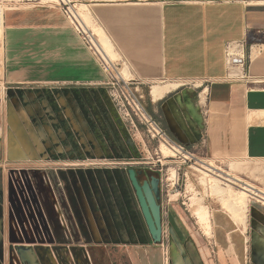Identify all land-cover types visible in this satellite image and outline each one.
Listing matches in <instances>:
<instances>
[{"label":"crops","instance_id":"1","mask_svg":"<svg viewBox=\"0 0 264 264\" xmlns=\"http://www.w3.org/2000/svg\"><path fill=\"white\" fill-rule=\"evenodd\" d=\"M75 1L87 4L96 16L139 88L158 80H181L183 84L156 102L149 93L153 103L164 101L174 134L195 143L200 151L205 143L210 158L243 159L245 171L264 173V81L224 79L225 45L232 40L246 42L248 72L264 79V0ZM13 9L5 6L4 10L3 63L8 84L19 89L88 87L108 92L103 85L107 73L62 11ZM192 82L207 91L191 99L187 91L202 88ZM14 102L22 108L18 98ZM230 164L236 168V163ZM261 236L257 240L253 234L251 264L255 255L263 258L257 264H264V231ZM155 245L140 246L147 248L145 264H163L162 249L154 252ZM193 246L191 264H214ZM152 252L157 260H151ZM182 255L178 264H187Z\"/></svg>","mask_w":264,"mask_h":264},{"label":"flooded vegetation","instance_id":"2","mask_svg":"<svg viewBox=\"0 0 264 264\" xmlns=\"http://www.w3.org/2000/svg\"><path fill=\"white\" fill-rule=\"evenodd\" d=\"M61 89L63 90H56L55 92L48 88L19 89L11 86L6 89L5 107L7 113L9 114L10 105L14 104L18 111L15 110L16 113H19L21 126L26 129L25 123L30 128L31 136L28 133L27 135L33 147L21 157H26L25 155L32 153V155L44 154L56 158L58 156H70L73 159L78 158L80 161H85L86 155L88 157L93 156L96 158L99 156L100 158L112 159V164L94 167L90 171L91 176L89 178H91L92 193L87 194L83 188V176L79 175L77 177L86 211V217L82 214L79 217L80 232L83 236L94 237L96 240L109 239L124 243L136 241L144 244L143 242L150 238L153 242L137 190L133 185L130 170H134L135 177L141 186L148 182L152 187V179L157 178L159 180L160 198H157L154 190L153 194L160 206L163 232L161 243L164 242L166 236L170 235L168 233L169 229L166 230V227L173 224L174 228L169 250L164 251L162 249V254L164 252L163 264H175V262L178 264L180 254H183L181 256L184 259L183 262L191 264L195 250L193 244L189 241L190 232L185 239V233L181 229L176 230L174 225V222L182 225L183 221L180 216L174 213L173 198L171 196H174L176 190L182 189V186L180 182L176 184L174 180L168 179L170 168L165 171L164 166L165 163H173V167H176L180 174L181 171L185 172L187 168L194 170L195 165H201L199 162L210 158L206 152V144L203 143V150L200 151L195 147V143L182 140L174 134L168 127L163 109L164 101H162L157 104L156 111L160 119L158 123L169 140L167 143L173 147L176 145L182 146V153L189 155L183 158L182 153H179L176 157H169L170 160L165 162L163 159L167 157L160 154L159 147L157 154L159 155L158 161L161 163V167L149 166L148 163L150 162L148 161H133V159L140 156V149L131 139L124 118L120 115V110L114 101H111V98L108 97V92L100 88L88 87L73 90ZM187 92L191 99H194L195 96H199L201 89L188 90ZM15 98L21 101L22 108L16 105ZM104 108L112 112V142L105 130L107 123L106 118L102 115ZM97 111H100V115L97 114ZM68 123H72V127L76 124L77 133L74 132L73 128H69ZM9 128L6 141L7 147L8 136L12 129L10 124ZM86 128L97 130L98 135L102 133V137H96L98 149L94 147L90 149L89 140L86 143ZM1 151L2 141L0 137V156ZM118 158L124 160L116 161ZM81 165L84 166V164ZM228 168L225 170H228ZM183 174L185 175V173ZM44 191V194L47 195L42 202L44 210L49 212L54 208L56 210L55 220H52L54 221L53 232L56 235L63 236L69 230L68 221L63 211L65 206H63L62 200H60L56 191L51 188L48 180H46V184L44 182ZM176 200H179V198H176ZM165 204H167V208ZM91 206H95V211L92 210ZM50 215L53 214L50 213ZM4 221V216H0V264H101L100 258L96 255L95 248L91 244H17L9 246L5 252L2 244L5 232ZM263 231L262 227L258 225L252 233L255 236L258 235L256 239L260 240ZM18 245L28 246V250L22 252L26 253L31 263L21 260ZM174 257H177V261ZM262 259V257L255 255L254 264Z\"/></svg>","mask_w":264,"mask_h":264},{"label":"rangeland","instance_id":"3","mask_svg":"<svg viewBox=\"0 0 264 264\" xmlns=\"http://www.w3.org/2000/svg\"><path fill=\"white\" fill-rule=\"evenodd\" d=\"M0 5H3V11L5 10V6L14 7L12 12L22 11L24 13H29L37 8L53 12L62 11L58 5L48 0H0ZM86 12H88V10H86ZM4 13L5 11L3 12V27ZM94 21H96L94 14H90L88 23L92 30L94 28L95 30L93 31L99 34V28H97L99 24L97 21ZM4 31L5 27L2 31V38L0 37V137L2 141L0 156V216H4L5 220L4 241L2 243L3 249L6 252L9 246L17 244H91L93 248H95L94 251L100 258L101 264H145L144 259L147 248H142L140 246L148 245L151 242L150 238L145 240L143 242L144 244H140V242L136 241L124 243L109 239L96 240L94 237L83 236L80 232L79 217L81 214L85 216L86 211L82 202L77 177L79 175L83 176V188L87 194L92 193L90 186L91 178H89L91 176L90 171H92L94 167L112 164V159L100 158L99 156L96 158L93 156L88 157L86 155L85 161H80V159H73L70 156H58L56 158L44 154L32 155V153H28L26 157H12L10 155V150L6 144L7 133L10 129L8 121L9 114L5 107L6 101L3 97V90L4 87L8 89V87L12 85L6 82L4 75ZM116 52L117 50L113 52L115 54L114 57H116V59H121V55ZM108 62L111 63V61ZM126 64L123 69L119 68V71L127 70L126 67L128 64ZM113 71L117 73L115 67H113ZM151 85L152 83L140 88L139 95L142 97V102L149 114L157 121H160L156 111L157 103H153L149 95ZM50 90L55 92L56 90L60 91L63 89L58 87L51 88ZM9 94L11 95V93ZM107 95L111 98L109 92ZM110 100L112 101V98ZM97 112V114L100 115V111ZM102 115L106 118V134L111 138L110 141L112 142V112L104 108ZM120 115L124 118L131 139L140 149V156L133 159V161H148L150 162L148 163L149 166H153L154 168L161 167V163L158 161L159 155L157 154L160 142L149 136L146 125L139 118L134 115H132V117H126L121 113ZM68 124L69 128H73L74 132L77 133L78 129L76 128V124L73 127L72 123ZM24 126L31 136L29 125L24 123ZM12 131L17 134L16 130ZM85 136L87 138L86 143H88V140L90 141V149H93V147L98 149L96 137H102V133L98 135L97 130L86 128ZM159 150L160 154L163 155L161 148ZM120 160L124 159L118 158L116 161ZM163 160L166 162L170 159L167 157ZM211 161L224 169L230 167V171L233 174H237L245 180L264 189V173L256 174L255 172L249 173L245 171L242 165L243 159H230V156H218L214 157ZM230 163H236L234 164L236 168L232 165V167H234L232 169ZM81 164H84V166ZM164 167L165 171H167V168L173 167V163H165ZM183 173H185V175ZM46 180L50 182L51 188L56 191L58 197L62 200L63 206H65L63 211L68 221L69 230L63 236L56 235L53 232L54 221L52 220H55V208L49 212L48 210H44L42 204L44 197L47 196L44 194V182L46 184ZM190 183H192V185ZM180 184L182 186L181 194L175 191L174 196L171 197L173 198L172 204L176 208L173 207L174 213L182 218L183 224L179 226V229L185 233V239L190 232L189 241L195 244L199 252H202V254L214 264H224L225 262L227 264H251L249 253L251 250L250 247L254 244L253 230H255L258 225L264 230V205L261 202H253L252 210H250L249 213L248 226L247 229H244L243 225H238L233 222L230 213L226 211V208H223L222 201H220L219 197L216 198V196L208 194V191L205 189L206 186L200 182L199 175H197L195 170L187 168L185 172L181 171ZM222 186L226 187L223 184ZM171 189L175 188L172 187ZM208 190H210V187ZM202 197H204L203 202L208 205L212 211H216L215 219L213 218L214 228L211 235L205 233L195 216L197 203H199ZM176 198H179V200H176ZM165 205L167 208V204ZM91 207L92 210L95 211V206ZM50 213L53 215L51 216ZM168 229L170 235L165 237L163 243H158L154 246L152 249L154 252L159 249L160 252L161 249L165 251L169 250L171 245V234L174 229L173 224L166 227V230ZM245 230L246 232L248 230L246 235L249 239V251L244 249L246 243H243V236L241 235L242 231Z\"/></svg>","mask_w":264,"mask_h":264},{"label":"bare ground","instance_id":"4","mask_svg":"<svg viewBox=\"0 0 264 264\" xmlns=\"http://www.w3.org/2000/svg\"><path fill=\"white\" fill-rule=\"evenodd\" d=\"M1 1H8V0H1ZM48 1H51V3L54 2L56 5H58V3L62 1L73 2V4H71V21L70 19H68L70 23L74 22L78 25L81 24L86 31L91 32L95 30L94 28L92 30L90 24L88 23V17H90V14L93 15V13L89 9L87 4L85 5L75 0H48ZM3 8H4L3 5H0V37L2 36V31L4 28ZM86 10H88V12H86ZM97 28H99L98 29L99 34H96L93 31V34L97 36L96 37L97 47L102 52L103 56L106 58L107 61H111L112 63L113 60H118L116 59V57H114L115 54L113 52L116 51V47L112 42V39L107 34L103 26L99 25V27ZM255 50L258 51L257 47H255ZM116 53H118V51ZM126 68L127 70L125 69L123 71H119V69L116 68L117 74L124 76L126 78L132 77L133 74L131 73L129 66H127ZM194 83L197 87H202V84L198 85L197 82ZM181 84H183L181 80L172 81L168 79V80L155 81L154 83H152L151 91H150L152 100H154L155 102L160 100L165 95V93L170 92L173 89H177ZM206 91L207 88L202 87L199 96H201V94L205 93ZM3 93H4L3 97L5 98L6 87H4ZM8 121L9 124L12 126V129L8 136L9 139L8 148L10 150V154L12 157L23 156L26 153V151L30 150L33 146L30 139L28 138L27 135L28 132L23 126H21L20 118L16 113L13 105H11L9 108ZM12 130H16L17 134H15ZM159 147L161 148V152L165 157H176L180 153L178 151L177 146L175 147L170 146L164 139L160 140ZM186 155L189 154L187 153L181 154L183 158H186ZM211 160H212L211 158L204 159L201 162H199L201 165L194 166L195 168L194 170L197 172V175H199L200 182L206 186L205 189L208 191L209 195L216 196V198L217 197L220 198V201H222L223 204V208H226L227 209L226 211L230 213V217L233 220V222L238 225H243V228L247 229L251 204L253 202L254 203L261 202L264 205V189L258 187L254 183L245 180L244 178H242L237 174H233L230 171V167L228 168V170H225L223 169V167L214 163ZM169 171H170L169 175L171 179L174 180V183L177 184V180L179 177L177 168L170 167ZM190 184L192 185V183ZM222 184L225 185L226 187L222 186ZM209 187L210 190H208ZM203 198L204 197H202L199 203H197V207L195 209V216L199 222V225L204 229L205 233L211 235L212 234L211 232H213V228H214L213 218L215 217L216 211L215 212L212 211L210 207L203 202ZM174 225L176 226V230H179L180 224L174 222ZM245 232L246 230L242 231L241 233V235L243 236V243H247L248 241V236L246 235ZM247 245L245 246L246 251H247ZM152 258L157 260L156 253L153 252L151 253V260Z\"/></svg>","mask_w":264,"mask_h":264},{"label":"built area","instance_id":"5","mask_svg":"<svg viewBox=\"0 0 264 264\" xmlns=\"http://www.w3.org/2000/svg\"><path fill=\"white\" fill-rule=\"evenodd\" d=\"M71 4L73 2L62 1L58 3L64 16L71 21ZM72 26L79 34L85 45L97 58L98 62L102 66L103 70L107 73L108 79L103 83L106 86L112 100L117 105L120 113L126 117H132V115L139 118L147 127L149 136L152 139H164L169 141L165 135L164 130L158 123V121L146 110L142 97L139 95V85L132 77L126 78L113 71V67L117 69L125 66L126 62L122 60H113L112 63L108 62L103 56L102 52L96 45V35L93 31H86L81 24L71 22ZM247 45L243 40H232L225 45V63L226 73L224 79L229 82H246L256 84L264 81L262 78L252 76L247 69ZM195 88L199 89L194 82L191 83ZM3 98V97H2ZM2 101V100H1ZM180 153L183 152L182 146L176 145ZM179 174L177 183L180 182L181 174ZM168 179L173 181L168 176ZM178 190H176L177 192ZM181 194V189L178 191Z\"/></svg>","mask_w":264,"mask_h":264},{"label":"water","instance_id":"6","mask_svg":"<svg viewBox=\"0 0 264 264\" xmlns=\"http://www.w3.org/2000/svg\"><path fill=\"white\" fill-rule=\"evenodd\" d=\"M131 178L133 181V185L135 186L140 204L143 209V213L145 215L149 231L152 237V240L155 244L162 242V223H161V215H160V206L157 203V200L153 194V190L156 193L157 198H160V188H159V180L157 178L152 179V187L148 182H145L143 186L140 185L137 178L135 177L134 170H130ZM19 256L21 260L30 262L28 256L24 250H28V246L18 245ZM31 263V262H30Z\"/></svg>","mask_w":264,"mask_h":264}]
</instances>
